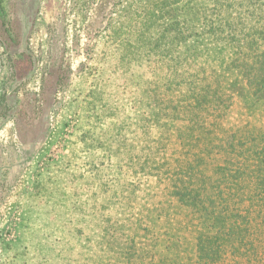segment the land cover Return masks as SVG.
Wrapping results in <instances>:
<instances>
[{"label":"rangeland","instance_id":"rangeland-1","mask_svg":"<svg viewBox=\"0 0 264 264\" xmlns=\"http://www.w3.org/2000/svg\"><path fill=\"white\" fill-rule=\"evenodd\" d=\"M234 2L0 0V264H136L125 199L185 158L152 120L184 99L189 70L160 63L181 46L158 52V34L228 30L213 7L231 28Z\"/></svg>","mask_w":264,"mask_h":264},{"label":"trees","instance_id":"trees-1","mask_svg":"<svg viewBox=\"0 0 264 264\" xmlns=\"http://www.w3.org/2000/svg\"><path fill=\"white\" fill-rule=\"evenodd\" d=\"M213 9L228 30L158 34V52L181 46L160 63L184 56L189 70L184 99L152 120L180 137L185 158L164 162L153 189L125 199V217L139 222L129 238L136 264H264V0H235L231 28L227 6Z\"/></svg>","mask_w":264,"mask_h":264}]
</instances>
